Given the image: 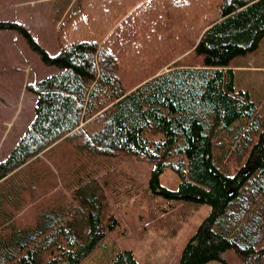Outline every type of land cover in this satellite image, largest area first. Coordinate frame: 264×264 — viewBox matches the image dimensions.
<instances>
[{
	"label": "trees",
	"instance_id": "trees-1",
	"mask_svg": "<svg viewBox=\"0 0 264 264\" xmlns=\"http://www.w3.org/2000/svg\"><path fill=\"white\" fill-rule=\"evenodd\" d=\"M0 30L17 31L55 69L27 86L37 96L35 118L0 162V181L62 140L110 163L114 178L119 157L149 161L152 187L213 210L179 264L225 263L230 249L242 264H264V116L235 88L230 68L264 39V0H78L58 26L56 55L20 22L0 20ZM187 53L201 65H187ZM231 154L245 162L228 175L221 166ZM167 169L179 177L176 191L159 183ZM96 173L76 184L86 197L80 207L44 213L16 232L0 264H81L118 225L115 216L104 220ZM109 264L140 263L123 250Z\"/></svg>",
	"mask_w": 264,
	"mask_h": 264
},
{
	"label": "rangeland",
	"instance_id": "rangeland-1",
	"mask_svg": "<svg viewBox=\"0 0 264 264\" xmlns=\"http://www.w3.org/2000/svg\"><path fill=\"white\" fill-rule=\"evenodd\" d=\"M77 2L78 0H0V20L22 23L41 46L51 55H56L59 52L56 38L58 26L76 12ZM248 56L246 58L251 59L247 62L252 67L264 66V41L260 49ZM239 58L244 60V57ZM183 59L189 66L198 67L202 63V58L194 53H187ZM54 71V67L40 61L17 31L0 30V111L3 114L0 124L7 134H13L20 128L19 113L22 121L26 120L24 126L34 117L35 95L27 86ZM237 83L250 89L255 97L251 100L257 105L258 114L264 116V70L238 72ZM13 106L16 108L13 109ZM223 138L227 147L230 137ZM60 143L53 149L57 159L61 161L59 170L53 173V169L46 162L48 166L40 163L36 167L42 180L39 183V192L46 195L62 193L67 188L64 174L72 167L73 162L88 156L84 152H78L69 143ZM89 161V167L100 172L96 175L98 174L102 187L105 184L104 220L107 223L111 216H115L118 225L108 231L106 238L81 264H109L123 250H132L140 264H179L184 248L211 214L212 207L169 198L161 193L160 188L152 187V162L119 157L116 163L118 175L114 178L107 175L110 163L101 166L98 159L92 158ZM244 162L245 159L238 163L235 155L231 154L221 167L223 172L233 175ZM45 167L49 169L48 174ZM47 180L56 185L51 187L45 184ZM159 183L166 189L176 191L180 180L172 169H167L160 175ZM102 191L104 193L103 188ZM34 192H38L37 189ZM31 211L35 213V209ZM223 256L225 263L211 261L206 264H242L233 249L227 250Z\"/></svg>",
	"mask_w": 264,
	"mask_h": 264
},
{
	"label": "crops",
	"instance_id": "crops-1",
	"mask_svg": "<svg viewBox=\"0 0 264 264\" xmlns=\"http://www.w3.org/2000/svg\"><path fill=\"white\" fill-rule=\"evenodd\" d=\"M263 41L264 39L261 41L258 49H260ZM248 55L243 56L244 60H240V58H237V60L235 59L236 62L233 65L231 64L230 68L234 71L235 88L248 91L250 99L254 100L255 97L251 93L250 89H248L247 87L243 88V85H239L237 83L238 72H250L256 69L264 70V66L262 65V67L260 68H254L251 66V64H248L247 60L251 59L246 58L249 57ZM239 78L243 77L239 76ZM257 100L259 99L257 98ZM36 102L37 96L35 95V100L33 102L34 117L30 122L26 123L25 126L24 123L26 122V120L22 121L23 118L21 114H18V118H20L21 121V126L13 134H7L5 129H3L0 124V132H2V134L0 135V162L5 161L9 158L19 140L23 137L27 128L34 120ZM15 108L16 107L13 106V109ZM1 112L2 111H0V119L3 116ZM60 142H63V145H67L66 143H68L66 140L55 143L45 151L41 152L37 157L31 159L26 164L19 167L11 174H9V176L0 181V249L3 245L8 244L9 241H11L16 232L24 230L28 231L33 229L36 224H38L39 216H41L42 214L51 213L52 211L58 210L60 209V207L64 208L65 206L69 208L71 212H73L77 207H80L82 205V202L86 199V197L82 195L84 188L79 189L78 185L76 184L82 178H85V174L89 169H93L89 167L90 161L87 156H85V158H79L75 161V163L73 162L72 167L64 174L63 179L67 188L62 193L56 192L55 195L53 193L46 195V193L43 194L42 192H39V183L42 182V180H40V172L36 168L37 164L46 162L53 169V173L59 170L61 161L57 159L53 149H55V147H58L61 144ZM45 169H47L48 174V167H45ZM100 181L101 180H99V183H101ZM46 183L47 185H51V187L55 184L48 182V180L47 182H45V184ZM98 187L100 186H96L95 189L97 192L96 197L103 200L104 198H106L105 185L103 187L105 193H100L102 191V188L98 190ZM34 189H37L38 192H34ZM73 189L80 194L76 196L73 192ZM34 193L35 195H39L35 197ZM71 201L73 202L71 203ZM34 209L35 213H32L31 210ZM2 241L5 243H3Z\"/></svg>",
	"mask_w": 264,
	"mask_h": 264
},
{
	"label": "bare ground",
	"instance_id": "bare-ground-1",
	"mask_svg": "<svg viewBox=\"0 0 264 264\" xmlns=\"http://www.w3.org/2000/svg\"><path fill=\"white\" fill-rule=\"evenodd\" d=\"M224 257V256H223ZM243 263V262H242Z\"/></svg>",
	"mask_w": 264,
	"mask_h": 264
}]
</instances>
